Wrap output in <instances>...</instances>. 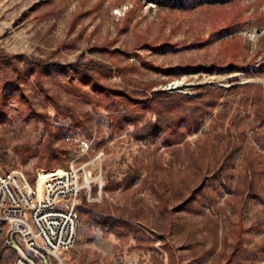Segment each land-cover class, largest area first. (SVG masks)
Wrapping results in <instances>:
<instances>
[{"label": "rangeland", "instance_id": "rangeland-1", "mask_svg": "<svg viewBox=\"0 0 264 264\" xmlns=\"http://www.w3.org/2000/svg\"><path fill=\"white\" fill-rule=\"evenodd\" d=\"M0 53L61 63L75 62L84 53L113 66L105 80L111 87L148 95L164 90L194 96L205 87L246 84V96L240 93L244 101L229 106L245 126L254 116L251 101L256 95L264 106V0H0ZM21 81L22 91L16 86L11 90L0 71V105L3 101L7 112L0 121V170L18 168L37 182L43 172L69 166L87 142L79 161L104 152L98 170L104 187L100 192L94 186L91 199L84 196L80 207L107 203L130 224L105 233L89 221L88 213H81L77 244L63 264H226L229 256L217 258L226 230L231 240H242L246 264H264V201L243 200L219 187L213 202L204 200L203 211L181 209L184 198L214 169L213 144L206 138L213 115L185 142L157 148L137 139L131 125L116 130L104 106L67 94L58 82H49L50 92L74 108V117L57 112L36 76ZM172 83L178 84L167 90ZM4 87L11 90L8 98L2 97ZM31 104L45 114L50 128ZM149 117L151 111L140 123ZM49 140L60 155L52 165H42ZM28 146L39 153L25 162ZM244 157L240 150L234 154V173L227 181L238 185L249 179ZM132 169L141 175L129 189L105 191L110 179L121 180ZM255 179L264 194V172ZM215 220L218 247L200 260L215 243L210 233Z\"/></svg>", "mask_w": 264, "mask_h": 264}, {"label": "trees", "instance_id": "trees-1", "mask_svg": "<svg viewBox=\"0 0 264 264\" xmlns=\"http://www.w3.org/2000/svg\"><path fill=\"white\" fill-rule=\"evenodd\" d=\"M154 1L163 2L165 0ZM17 57H20L22 65L19 60H16ZM112 70L113 66L109 63L98 58H87L84 53L79 56L77 61L70 63L50 61L23 54L7 56L0 53V71L6 75L11 90L12 86H16L22 91L25 88L21 81L22 78L25 79L29 74H32L37 77L41 87L40 91L52 102L57 112L63 116L74 117L76 116L74 108L61 103L60 98L50 92L49 82H58L67 94L75 95L78 98L84 97L94 107L99 104L104 106L109 111L112 125L116 130L131 125L133 126L131 133L137 139L152 146L157 145V148L163 144L173 147L185 142L188 135L200 131L206 118L213 115L206 138L210 139L213 144L211 155H213L214 169L201 181L192 194L190 193L184 198L181 209L196 213L203 211L204 200L213 202L215 191L219 190V187L227 188L235 194L234 196H240L243 200L247 197V200L264 201V194L258 189L255 179L259 173L264 172V106L258 104L256 95L251 101L253 106L256 105L254 116L246 126L243 125V117L237 121V114L235 115L232 108L229 107L230 102L232 104L238 102L239 106L244 101V95L240 96V93L245 94L246 91L244 92L243 89L248 85H232L228 88L205 87L200 94L194 96L168 93L164 90H154L148 95L140 89H129L126 86L116 89L108 85L105 80L112 74ZM75 75H77L78 81H75ZM87 84H90L89 88ZM132 85L136 86L135 80ZM11 90L7 91L4 87L2 97H10L11 94L7 92H11ZM231 91L236 92L231 95L229 94ZM248 98L252 99L250 95ZM4 104L2 101L0 105V121H3L7 116ZM31 107L35 110L34 114L37 118L40 117L39 119L45 122L46 127L50 128L45 114L38 111L36 104H31ZM147 111L152 112V117L140 123ZM248 140L249 142H247ZM52 142L49 140L46 146L47 155L42 158V165H52L59 158L60 153L54 148ZM239 150L245 154L246 169L250 177L244 183L237 185L232 181H227V178L234 173L232 160L234 154ZM38 153V150H33L31 146H28L25 148L22 159L26 162ZM139 172V169H132L121 180L110 179L105 185V191L129 189L140 177ZM198 193L202 196L199 200L196 198ZM198 202H202L200 206ZM219 209H224V206H219ZM79 211L80 216L81 213H88L89 221L95 227L103 229L105 233L118 232L122 224L130 226L125 220L127 216L124 213L118 214L117 210L108 206L107 203L94 202L88 204L84 209L79 207ZM215 223L210 231V233H214L215 243L199 256L200 260L204 259L208 253L213 254L218 247L219 221L215 220ZM231 238L230 232L224 231L223 246L216 257L222 260L229 256L226 264H246L244 254L247 250L242 248V240L235 239L234 241ZM1 243L0 239V264H15V251L5 249ZM173 254V251H170V255Z\"/></svg>", "mask_w": 264, "mask_h": 264}, {"label": "built area", "instance_id": "built-area-1", "mask_svg": "<svg viewBox=\"0 0 264 264\" xmlns=\"http://www.w3.org/2000/svg\"><path fill=\"white\" fill-rule=\"evenodd\" d=\"M87 145L82 143L81 154L69 166L43 172L37 182L18 168L0 170V238L15 251V264H63L76 246L82 198L91 199L94 186L100 192L104 187L98 174L104 152L79 161Z\"/></svg>", "mask_w": 264, "mask_h": 264}, {"label": "bare ground", "instance_id": "bare-ground-1", "mask_svg": "<svg viewBox=\"0 0 264 264\" xmlns=\"http://www.w3.org/2000/svg\"><path fill=\"white\" fill-rule=\"evenodd\" d=\"M176 84H178V83H176Z\"/></svg>", "mask_w": 264, "mask_h": 264}]
</instances>
